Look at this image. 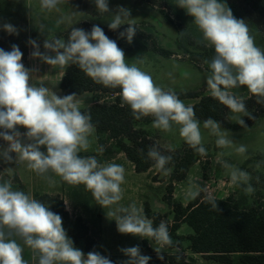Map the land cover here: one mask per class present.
Returning <instances> with one entry per match:
<instances>
[{
	"label": "clouds",
	"instance_id": "clouds-1",
	"mask_svg": "<svg viewBox=\"0 0 264 264\" xmlns=\"http://www.w3.org/2000/svg\"><path fill=\"white\" fill-rule=\"evenodd\" d=\"M63 2L40 0V7L51 11ZM93 2L99 13L111 14L107 21L110 30L116 31L127 25L119 33V38L131 44L137 33L131 10L117 6L113 12L108 0ZM176 5L193 18L202 33L201 42L214 48L215 55L211 61H205L210 69L206 79L210 95L231 113L242 114L234 115L233 119L247 128L242 117L255 118L246 108L243 98L231 90L246 87L257 97L256 103L264 104V50L256 46L248 24L234 17L222 0H177ZM63 22V18L57 20L58 25ZM2 28L10 35L19 34L10 23L3 24ZM38 28L42 34L45 33L43 25ZM28 44L33 49L30 58L39 59L51 68L77 65L95 83L120 88L122 106H129L135 119L151 116L152 126L164 132L178 125L179 135L185 143L201 156L207 154L194 108L185 105L174 91H165L157 86L152 76L136 64L126 63L123 49L106 36L99 25H93L90 32L73 27L67 40L47 36L43 41V52L36 40L29 39ZM22 57V51L15 44L10 51L0 48V139L7 144V147L0 148V158L5 163H26L28 169L50 184L55 181L48 173L72 185L83 184L92 193L96 204L109 209L106 216L115 220L120 234L155 242L159 247L154 250L162 260V249L173 245L168 225L161 221L154 227L153 221L135 203L128 206L120 204L123 198L121 185L125 182L123 166L101 164L95 156L80 155L90 147L89 136L94 130L91 116L81 112L75 93L61 97L43 84L33 85L34 70L25 67ZM20 127L26 129L23 136L18 131ZM203 127L217 137L215 144L218 148L233 146L228 131L222 130L218 121L208 118ZM42 147L46 151H42ZM172 150L169 146V151ZM98 151L103 152V147ZM235 151L243 155L247 149L240 145ZM147 157L155 162L157 170L168 174L170 169L166 166L172 161L171 155H164L153 146ZM221 163L233 185L245 186L246 194L254 193L247 171L224 161ZM187 195L195 199L200 192L190 188ZM206 199L213 209H217V202L211 196ZM18 239L31 249L36 264H113L110 258L97 251L85 255L74 246L59 214L23 191L13 190L11 180H6L0 183V264H26L24 248ZM120 251L128 257L122 264H149L151 259L141 254L139 245L121 248Z\"/></svg>",
	"mask_w": 264,
	"mask_h": 264
},
{
	"label": "rangeland",
	"instance_id": "rangeland-1",
	"mask_svg": "<svg viewBox=\"0 0 264 264\" xmlns=\"http://www.w3.org/2000/svg\"><path fill=\"white\" fill-rule=\"evenodd\" d=\"M136 0H108L109 8H117V6L126 7L131 10V17L135 23L146 24V29L153 33V38L157 44L172 53L170 58H164L153 52L149 44H145L141 39L134 38L129 44L126 39H122L123 44L130 46V51L124 52L126 63L129 65L136 64L141 70L149 73L155 84L162 87L165 91H187L198 92L201 95H210L207 87L206 79L210 74L209 65L205 61H211L199 49L206 46L202 41V33L193 22V18L187 15L186 11L179 8L177 0H157L154 4L143 3L135 4ZM225 3V0H222ZM91 6L96 9L93 0H90ZM97 10V9H96ZM160 10H165L175 22V27L168 24L162 17ZM98 11V10H97ZM62 24H57V20L62 19ZM111 14L102 16H92L87 13L80 12L74 0H64L63 3L51 11L43 10L40 7V0H0V23H10L16 27L19 33L25 32L29 37L35 35L36 39H46L53 37L51 32L69 29L71 26L82 23L91 22L108 27ZM44 26L45 33H41L39 28ZM153 26V29L149 27ZM250 34L254 37L257 47L264 50V38L257 33L253 26L248 25ZM149 28V29H148ZM203 57L196 60V56ZM193 60V61H192ZM195 60V61H194ZM140 61H143L142 63ZM28 68L27 65H25ZM67 68H51L49 65L39 60L34 70L31 83L35 86L47 87L50 92H56L57 95L65 96L60 84L61 79ZM236 96L247 98L250 92L246 87H238L231 90ZM76 102L80 109H85L93 104V94L84 93L76 95ZM199 99L185 100V105L198 102ZM234 115L230 112L229 121L237 123L233 119ZM243 118V117H242ZM145 129L151 133L152 137L161 146L177 149L185 142L179 135V126L173 125L169 132L156 129L152 123L146 125ZM202 133V144L207 149L209 155L195 166H193L187 179L183 182L175 184L174 198L177 201L187 205L194 199L188 197L189 189L199 191V196L227 199L234 198L235 201H242L247 206L256 205L264 209V116L251 128L246 130L228 131V138L233 141L230 148H218L215 144L217 137L210 134L208 129L203 127L200 122ZM18 131L22 134L26 129L20 127ZM90 147L87 151H81L82 157L95 156L101 164L115 163L122 165L125 169V182L121 185L123 189V198L120 204L128 206L135 203L144 213V206L148 203L152 211L165 214L169 220H172L171 209L166 205L163 198L166 194V186L170 182V172L167 175L158 174L156 167L147 173L138 174L135 172L131 162H129L123 153H104L100 152L98 144V135L93 130L89 136ZM244 145L247 149L246 153L240 155L236 153L235 148ZM111 145H106L110 148ZM7 147L3 139H0V148ZM42 151L46 148L42 147ZM223 153V155H221ZM15 157V154L13 155ZM222 161L232 164L241 170L247 171L251 180L249 183L255 189L254 193L246 194L243 185L236 186L231 183L227 170L222 166ZM259 165V166H258ZM10 169V171H9ZM55 183L50 184L47 179L38 175L36 172L27 168L26 163L16 161L14 163H5L0 158V183L11 180L13 190L23 191L36 199L37 194L48 193L51 196H59L65 202L70 214L69 222L64 219L63 227L68 236L71 231V225L77 217H82L90 223L91 232L95 235L98 242L97 252L108 258L114 259V264H122L127 260L120 249L139 245L141 254L150 256L149 264H155L154 258H157L162 264H168L171 256H181L186 262H195L196 264H215L213 261H207L201 256L193 254L188 249V243L184 244L181 249H167L164 247L160 255L163 259L158 258L154 248L159 247L148 239H142L138 236L122 235L117 231L115 220L109 219L106 212L109 209H103L96 201L90 191L81 185H72L63 181L59 176L48 173ZM156 177L157 180L153 178ZM37 200V199H36ZM146 216V215H145ZM179 234L187 236L191 234V230L187 226H182ZM148 240V247L142 252L143 241ZM23 248V258L26 264H36L33 260L31 249L23 245V241L18 239ZM81 249L85 255L83 242L75 246ZM235 264H242L239 257H236Z\"/></svg>",
	"mask_w": 264,
	"mask_h": 264
},
{
	"label": "trees",
	"instance_id": "trees-1",
	"mask_svg": "<svg viewBox=\"0 0 264 264\" xmlns=\"http://www.w3.org/2000/svg\"><path fill=\"white\" fill-rule=\"evenodd\" d=\"M157 0H136V5L143 3L154 4ZM77 9L80 12L92 16H102L94 9L90 0H74ZM227 6L232 10L234 17L243 19L248 25L256 29L264 38V0H225ZM116 8H112L115 12ZM164 20L175 27V22L171 16L160 10ZM0 23V48L10 51L12 45L19 46L23 53L22 63H26L33 51L28 44L29 39H34L40 45V51L43 52V41L45 39H36L35 35L29 37L25 32L18 35H10L3 30ZM93 25H99L106 36L115 40L118 46L124 52L130 51L131 47L124 45L119 33L127 25H122L116 31L110 30L106 26L91 22H82L71 26L62 31L52 30L53 37H59L67 40L68 34L73 27L84 29L90 32ZM137 33L134 38L141 39L145 44H149L152 51L164 58H170L172 53L169 50L161 48L153 38V33L149 32L144 24L136 23ZM153 29V26L149 27ZM148 28V29H149ZM208 58L212 59L215 55L214 48L202 46L199 48ZM203 55L196 56L200 60ZM193 61V60H192ZM195 61V60H194ZM60 87L64 95L75 93L81 95L84 93L93 94V104L81 112L91 116V123L98 135L99 147H103L104 153H123L127 160L132 163L136 173H147L155 167V162L147 157L148 150L155 146L164 155H171L172 161L166 166L170 169V182L166 186V194L163 198L166 205L171 209L172 220L168 216L152 211L148 203L144 206V213L147 218L153 221V226H158L161 221L168 225L170 236L173 240L171 247L167 249H181L185 243H188V249L196 255H200L207 261H213L215 264H235L236 257L240 258L242 264H264V209L259 205L247 206L242 201H235L229 197L225 200L213 198L217 202V209H213L207 202V197L197 196L193 201L184 205L174 198L175 184L186 180L190 169L200 163L204 158L185 142L180 148L169 151L158 144L145 127L153 123V117H142L137 120L134 118L129 106L123 105L120 97V88H108L95 83L87 76L77 65H70L62 79ZM180 100L199 99L198 102L190 104L195 110L196 118L200 122L212 118L221 124L225 129L235 131L246 130L253 127L258 120L264 116V104L256 103L257 97L251 93L244 98L246 108L255 119L247 116L243 117L247 128L241 127L237 123H230V110L222 105L211 95H201L198 92L174 91ZM2 131V129H0ZM106 145H111L106 148ZM206 149V148H205ZM206 155H209L206 149ZM14 155V153L12 154ZM164 174L158 170L157 175ZM157 180L156 177L153 178ZM36 199L49 206L50 210L59 214L62 219L69 222L70 214L66 208L65 202L59 196L49 194H37ZM90 223L82 217H77L71 225L69 237L73 240L74 246L83 242L84 251H96L98 242L95 235L91 232ZM187 226L191 234L184 236L179 234L182 226ZM148 240L143 241L142 252L148 247ZM155 243V242H153ZM113 261L114 259L110 258ZM155 264H162L157 258H154ZM168 264H196L195 262H186L181 256H171Z\"/></svg>",
	"mask_w": 264,
	"mask_h": 264
},
{
	"label": "crops",
	"instance_id": "crops-1",
	"mask_svg": "<svg viewBox=\"0 0 264 264\" xmlns=\"http://www.w3.org/2000/svg\"><path fill=\"white\" fill-rule=\"evenodd\" d=\"M39 62V59H32V58H28L27 62L24 63V65H27L29 69H34L37 65V63ZM22 135V134H21ZM187 179V178H186ZM44 194H48V193H44ZM50 195V194H49ZM66 205V204H65ZM67 208V206H66ZM68 210V209H67ZM200 256V255H198Z\"/></svg>",
	"mask_w": 264,
	"mask_h": 264
}]
</instances>
